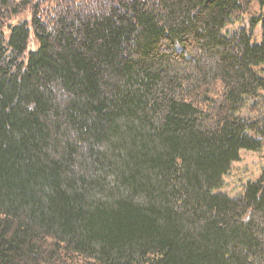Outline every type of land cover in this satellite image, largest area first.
<instances>
[{
  "label": "trees",
  "instance_id": "16d2710c",
  "mask_svg": "<svg viewBox=\"0 0 264 264\" xmlns=\"http://www.w3.org/2000/svg\"><path fill=\"white\" fill-rule=\"evenodd\" d=\"M91 2L0 0V264H264V0Z\"/></svg>",
  "mask_w": 264,
  "mask_h": 264
},
{
  "label": "rangeland",
  "instance_id": "374dc122",
  "mask_svg": "<svg viewBox=\"0 0 264 264\" xmlns=\"http://www.w3.org/2000/svg\"><path fill=\"white\" fill-rule=\"evenodd\" d=\"M23 0H17V2ZM29 2V5L22 9L17 14H13L12 17L6 23L5 35L6 37L9 35V24L15 25L18 22L28 21L31 23L32 21V9L39 8L42 16L47 17L50 13V10L56 4V0H24ZM59 3V0H57ZM108 0H93L88 7V10L91 11L93 9L99 8V6L107 4ZM261 11L259 5L256 2H252L246 12L240 14V18L237 19L233 24H230L227 27L231 33L240 31L241 29L246 28L250 30L251 28V20L252 18L259 14ZM253 37L254 40L259 42L261 40V29L260 26H257L253 29ZM39 47V41L37 40L35 33L30 34V39L27 47V51L25 53V59H27V54L31 50H35ZM264 73V71H262ZM214 88L211 86V89ZM221 90L220 84L215 85V90L212 91L213 96H217L218 92ZM264 96V94L262 93ZM261 104H264V98H262ZM262 107L259 108L258 111H255V115L258 116L259 113H262ZM260 115V114H259ZM241 159L238 162L233 163V166L230 172L224 178V186L222 188L223 191H227L231 196H237L241 194L245 188V185L249 181H254L258 179L262 173L264 168V148L260 151L253 152L248 150L241 151ZM67 264H90L88 261H84L83 259L77 258L76 260H72Z\"/></svg>",
  "mask_w": 264,
  "mask_h": 264
}]
</instances>
